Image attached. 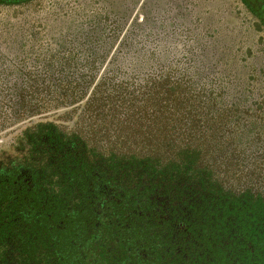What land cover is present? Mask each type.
Returning <instances> with one entry per match:
<instances>
[{
  "label": "rangeland",
  "instance_id": "1",
  "mask_svg": "<svg viewBox=\"0 0 264 264\" xmlns=\"http://www.w3.org/2000/svg\"><path fill=\"white\" fill-rule=\"evenodd\" d=\"M49 124L115 171L64 163L57 165L55 191L43 182L54 180L52 169L42 182L21 185L29 192L22 205L19 190L0 204V246L11 238L10 253L22 258V221L26 252H35L28 264H57L56 238L65 247L68 235L97 244L99 264H130L114 241L119 218H138L128 208L148 200L141 189L158 186L151 180L133 185L135 176L193 162L192 175L205 171L235 195L264 192V22L244 0L0 2V152L27 148L29 135ZM208 198L193 202L196 221L179 241L150 231L155 246L169 259L189 257L196 243L189 235L200 223L206 232L197 241L201 264H210L204 256L232 263L227 249L213 244L232 247L231 258L251 264L243 246L255 239L264 244V216L234 206L232 222L214 221ZM185 203L182 196L176 216ZM88 204L98 230L90 221L73 224L80 216L71 210ZM56 218L66 223L59 233ZM86 256L96 264L94 255ZM152 258L157 262L153 254L147 264Z\"/></svg>",
  "mask_w": 264,
  "mask_h": 264
},
{
  "label": "trees",
  "instance_id": "2",
  "mask_svg": "<svg viewBox=\"0 0 264 264\" xmlns=\"http://www.w3.org/2000/svg\"><path fill=\"white\" fill-rule=\"evenodd\" d=\"M14 0H0V2H9ZM264 7V0H259ZM244 2L248 5V7L254 11L256 15H258L261 20L264 22V16L257 12L256 8L252 6V2L250 0H244ZM94 162V161H91ZM124 163V162H121ZM119 163L118 165H120ZM79 165V162L73 161L71 163L72 167ZM92 164V163H91ZM88 165L90 168L94 167L96 170L99 168L105 169L107 172L115 171L113 165H104L101 166L97 161L96 165ZM118 165H116L118 167ZM193 162L187 163L184 165L185 168H174L171 171H146L145 173H141L135 177L131 183H137L138 181H147L151 180L156 183L158 186L156 188H143L142 191L145 192L148 200L146 202L136 203L132 208L129 207L128 210L134 209L138 218L123 216L119 218L120 226L117 229V232L114 236L115 243H119L118 248H123V250L129 255V263L136 264L135 260L141 259L147 264L150 253L154 254V257H157V263L161 262L162 254L166 253L162 250L158 249L155 246V243L151 239V235L149 232L154 230L159 231V233H163L166 235L172 236L173 239L179 240L180 233L187 231L185 230L192 220V214L194 212H190L193 202L200 204V199L209 197L211 204L214 206V221L224 219L228 222H232L234 220L235 214L229 213L231 208L234 206L245 208L248 207L255 215H263L264 216V192L262 191L259 194H247L243 193L240 195H235L227 190H225L222 186H220L217 182H213L210 178V174L205 171L198 170L197 174L192 175L193 172ZM85 166V165H84ZM112 166V167H111ZM124 167V168H123ZM122 168L127 170L126 166ZM113 168V169H112ZM75 169V168H74ZM122 170V169H121ZM170 175V179L168 180L166 177H161V175L167 176ZM124 177V174L121 173V178ZM158 179V180H156ZM125 181H128L125 179ZM130 182V181H129ZM192 183L193 186H192ZM29 184V183H26ZM165 184V185H164ZM193 193H192V188ZM151 192L155 193L154 195ZM198 193L200 197H194L193 194ZM29 194V192L27 193ZM168 195L173 197L172 201H169ZM151 196L155 198V202H152ZM184 196L187 198V203L181 206V212L179 216L175 215L174 206L179 207L180 198ZM27 197V195H25ZM238 209V208H237ZM72 213L78 215L80 217L76 218L73 222L75 225H88L93 226L95 230L100 229V222L97 217L96 209L88 204V208L84 210H76L72 209ZM128 212V211H127ZM126 212V213H127ZM41 220L42 218H36V220ZM58 223H54L55 229L57 232H62L63 227L65 226V222L56 218ZM45 220V219H43ZM46 221V220H45ZM47 223V221H46ZM250 224V221L247 222ZM48 224V223H47ZM47 227V226H46ZM102 227V226H101ZM120 227L123 228L122 233L120 232ZM190 238L196 241L203 239L205 236L203 233H206L200 226L198 225L192 226ZM46 228H42L43 233ZM202 231V232H201ZM260 234L263 236L264 241V225L259 229ZM203 234V236L201 235ZM60 236L56 238L59 249L56 251V262L57 264H92L91 257H87L86 253H90L95 256L97 259L95 262L99 264V260L96 254L100 257L99 253H93V248L97 249L98 245L93 243H77L75 238L68 235V243L65 247L59 244ZM260 240L248 241L244 244L243 250L251 257V264H264V251L260 252V248L264 250V244L259 242ZM200 243V241H199ZM218 251H225L226 248L228 257L230 258L231 264H243L241 261L235 260V258H231V252H233L232 247L224 246L221 248L218 244H213ZM242 246V245H241ZM68 250V256H66V249ZM180 246L177 245L174 247L175 251H180ZM102 252L101 250H99ZM243 252V251H242ZM226 253V252H225ZM103 255L106 257V254L103 252ZM204 259H207L210 264H220L216 263L213 259H209V257L204 256ZM70 259V260H69ZM107 259V257H106ZM134 259V261H132ZM202 260V258H201ZM105 261V259H104ZM132 262V263H131ZM102 264H107L102 263ZM137 264H141L139 261Z\"/></svg>",
  "mask_w": 264,
  "mask_h": 264
},
{
  "label": "flooded vegetation",
  "instance_id": "3",
  "mask_svg": "<svg viewBox=\"0 0 264 264\" xmlns=\"http://www.w3.org/2000/svg\"><path fill=\"white\" fill-rule=\"evenodd\" d=\"M250 1H252V6L256 8L258 13L263 10V6L260 5L258 0ZM27 143L28 147L23 148L21 151L12 150L0 152V197L4 199L0 204L7 203L12 193L19 190V195L22 198V201L20 200L19 203L22 205L27 198L25 195L29 196V194H27L28 191L24 190L22 187L20 189V186L30 183L32 178H38V180L42 182L43 178L47 177L45 172L50 171V169L54 171V180H49L46 184L45 181L43 182L45 187H51L55 191L59 186V175L57 171V165L59 164L64 165L65 163L70 166L73 161H77L81 167L84 165L86 166L87 162L90 164V161L99 162L95 153L92 152L93 154H88L90 152H86L87 150L82 143H79L73 137H65L57 128H54L50 124L33 131L32 134L29 135ZM58 188H60V186ZM32 219L34 218L32 217ZM38 221L40 220L38 219ZM21 224L22 221H19L18 229L21 228L19 240L23 243L22 258L15 259V254L12 255L10 253V250H12V240L10 238L8 239L7 245L0 246V264H28L30 255L35 253L26 252L27 249H25V246L27 244L23 239L25 235L24 228ZM34 235L36 236V232H34ZM194 241L196 243L189 257L183 258L179 256L173 258L170 256L169 259L168 254L164 253L162 254L160 263L155 262L153 258L150 263L178 264V261L181 260L182 264H201L202 260L199 254V247L197 241ZM36 242L33 241L31 245L35 246L36 244L34 243ZM4 248H6V250H3ZM174 252L178 251L174 250ZM152 255L153 253H150L149 257L151 258ZM26 256H29V258H26Z\"/></svg>",
  "mask_w": 264,
  "mask_h": 264
}]
</instances>
